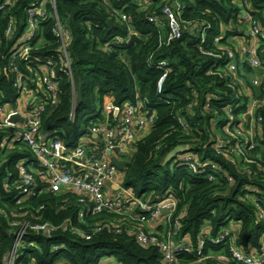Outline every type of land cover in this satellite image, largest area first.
I'll return each mask as SVG.
<instances>
[{
	"label": "trees",
	"instance_id": "obj_1",
	"mask_svg": "<svg viewBox=\"0 0 264 264\" xmlns=\"http://www.w3.org/2000/svg\"><path fill=\"white\" fill-rule=\"evenodd\" d=\"M139 1L55 0L53 6L52 0H0V7L10 2L0 9V101L5 104L4 100H9L7 103L15 106L16 73L28 92L43 95L38 79L51 61L58 99L54 107L46 108L41 132L53 133L70 150L81 141L92 140L90 122L105 120L106 100L119 108L143 102L145 109L137 115L147 113L153 122L147 134L134 143L135 151L119 172L124 188L148 204L173 196V218L181 226L179 238L192 247L204 232L217 236L229 231L238 249L259 251L264 222L257 220L252 199L259 196L264 200V106L255 114L260 122L243 126L253 135L254 149L246 151L240 147L241 140L226 137L229 127L233 131L241 128L239 115L245 107L230 116L228 110L250 100L255 89L247 79L254 71L239 64L236 72L226 73L225 57L235 39L251 40L244 36L242 10L264 30V0H146V8ZM174 2L183 7L181 36L168 41L169 26L161 7ZM33 9L45 10L49 17L38 20L35 39L26 40L28 15ZM54 10L59 24L69 32L65 47L70 74L63 72L58 60L61 43L53 34ZM114 11L128 15L132 28L118 23L112 16ZM150 16L158 19L157 25L148 21ZM205 26L209 28L202 31ZM117 38L129 43L111 46ZM25 47L29 51L13 61L17 72H12L11 56ZM257 52L264 53V44ZM159 62L167 63L160 93L157 85L163 71L153 66ZM109 119L113 121L114 116ZM5 135L0 129V140ZM221 139L227 144L217 150ZM177 149L181 151L164 162ZM240 149L244 155L238 156ZM186 156L195 161V173L182 161ZM245 158L252 162L246 163ZM23 160L33 157L13 145L0 151V264H4L18 231L14 222L33 226L49 223L56 228L50 238L39 231H26L17 263L103 264L112 260L115 264H164L157 248L140 245L126 231L115 233L114 215L87 213L80 222L79 213L90 205L85 197L51 194L46 184L38 183L34 195L17 204L14 198L25 184L17 167ZM33 166L39 168L36 163ZM33 169L26 170L34 177ZM66 220L71 221L72 230L63 232L59 227ZM222 247L211 248V253ZM209 252L207 247L204 256ZM179 259L180 264H193L196 255ZM196 264L217 263L206 260Z\"/></svg>",
	"mask_w": 264,
	"mask_h": 264
},
{
	"label": "built area",
	"instance_id": "obj_2",
	"mask_svg": "<svg viewBox=\"0 0 264 264\" xmlns=\"http://www.w3.org/2000/svg\"><path fill=\"white\" fill-rule=\"evenodd\" d=\"M91 2L95 0H90ZM107 1V0H103ZM241 0H234L239 3ZM6 2L0 9L9 5ZM141 6L147 7L146 0L139 1ZM53 6L55 0H52ZM55 8V7H54ZM183 7L179 2L161 7V14L167 20L169 26L168 41L180 38V19ZM244 11V10H242ZM246 13V12H245ZM56 21V28L53 34L61 43L59 63L63 66V72L70 74V61L65 47V39L69 36V32L62 28L58 22L57 14L54 10L52 14ZM112 16L116 18L118 23L129 24L130 17L124 12L114 11ZM49 15L45 10L33 9L28 15V29L26 40H34L35 32L38 26V20L48 18ZM248 26V34L253 44L248 46H236L226 49L225 71L226 73H234L238 70L239 64L246 65L257 73L259 79L251 82V87L255 89L248 101H241L239 105L228 110L230 116L233 111L240 107L245 110L239 115L241 119V128L235 131L229 127L225 130L227 138L241 140L240 147L246 151L254 149V138L252 134H247L248 130L243 128L246 124H253L255 121L260 122V117L255 118V114L259 107L264 106V59L263 53L258 54L255 46L264 44V30L261 29L257 22L254 21L248 13L242 16ZM151 24L157 25L158 19L148 17ZM209 28L205 26L202 31ZM201 31V33H202ZM204 35L201 39L203 40ZM219 38L215 40L219 42ZM128 44V39L117 38L111 42V46L118 44ZM28 47L24 50H17L11 56L12 72H17L14 62L17 57L27 54ZM209 55V54H207ZM52 62L48 61L46 66L42 68L43 75L38 79L43 95L28 92L25 84L20 80L18 73L14 87L18 92V98L15 100L14 106L6 110L10 103L4 100L5 104L0 101V129L5 130L6 135L0 140V151L13 145L19 151L29 152L33 160H23L18 164L19 176L24 180L25 184L20 188L18 196L14 198L17 204L23 202L24 197L34 195L37 184H46L47 191L51 194L63 195L73 193L89 200L90 205L86 207V211L79 213V221L85 219L87 213L97 215L99 213H109L115 216V233L126 231L135 236L137 243L146 247L157 248L162 255L164 264H180L179 257L183 255H196V263L206 260H213L217 264H264V241L259 251L243 252L236 247V240L232 233L223 231L217 236L208 233H202L198 237L195 247L185 243L179 238L181 230L180 223L173 218L176 211V202L173 196H168L155 204H148L133 197L121 184L119 179V171L112 163V158L121 160L124 164L135 151L134 143L142 137L140 130H145L153 122V116L147 113L137 115L138 110L145 109L144 103L135 101L134 104L128 103L124 108L115 107L110 100H106L103 106V115L105 120L102 123L90 122V134L92 140L88 142L81 141L72 150L53 133L41 132V119L47 107H54L57 103V85L54 82L55 71L52 68ZM154 68L162 70L163 74L157 85V92L160 93L163 82L167 76L165 68L166 62H159L153 65ZM219 74V72H216ZM73 88V86H72ZM245 96V92H243ZM35 99L34 102L33 99ZM114 116V120L110 121L109 117ZM226 139V138H224ZM221 139L217 150L224 148L227 141ZM242 140L244 142H242ZM243 149H240L236 155L241 156ZM116 150H118L116 152ZM119 153L122 155L120 156ZM131 154V155H130ZM130 155V156H128ZM129 157V158H128ZM192 172H196V164L191 156L182 159ZM246 163H251L246 158ZM38 169H33L34 164ZM125 166V165H124ZM27 167L33 169L34 177L28 174ZM264 171V168H263ZM212 177H209L211 180ZM5 188H9V184H5ZM81 201V200H80ZM252 205L257 212V220L264 222V200L259 196H254ZM42 209V208H40ZM166 212L164 217V229L161 233H149L143 228L144 225L151 223L155 218ZM18 228L15 233L14 242L10 251L4 258V264H22L17 263L18 251L24 239L26 231L33 230L41 232L45 238H50L55 231V227L49 223L41 225H28L19 222L12 223ZM136 226H142L136 228ZM63 232L72 230V223L66 220L60 227ZM80 236L89 239L79 231ZM222 247L219 252H212L211 248ZM209 247V254L204 256L205 249ZM192 264V263H191Z\"/></svg>",
	"mask_w": 264,
	"mask_h": 264
},
{
	"label": "crops",
	"instance_id": "obj_3",
	"mask_svg": "<svg viewBox=\"0 0 264 264\" xmlns=\"http://www.w3.org/2000/svg\"><path fill=\"white\" fill-rule=\"evenodd\" d=\"M248 30H249V28L246 25L244 27V33L248 32ZM233 42H234V45H236V46H244V45L250 46L253 44L252 40H250L248 42V41H245L244 38L235 39ZM147 132H148V128H146L145 130H142V131L140 130L139 134H142V136H144L147 134ZM131 154H132V152H131ZM166 215H167L166 212H163V214L161 216L155 218L154 221H152L149 224L144 225L143 226L144 230L146 232H149V233H161L164 229V226H165L164 217H166ZM103 264H115V263L112 260H107L105 263L103 262Z\"/></svg>",
	"mask_w": 264,
	"mask_h": 264
},
{
	"label": "water",
	"instance_id": "obj_4",
	"mask_svg": "<svg viewBox=\"0 0 264 264\" xmlns=\"http://www.w3.org/2000/svg\"><path fill=\"white\" fill-rule=\"evenodd\" d=\"M245 14H246L245 11H242V12H241V15H242V16H245ZM107 25H108L109 27H112V26H113V24H112L111 21H108ZM131 28H132V27H131ZM244 36H245V37H249L248 32H245V33H244ZM255 48H256V50H258V49L260 48V45L257 44V45L255 46ZM263 59H264V53H263ZM35 99H36V98H34L32 102H34ZM117 151H118V150H116V152H117ZM180 151H181V149H177V150H175L172 154L168 155V156L165 158L164 162L169 161L172 157H174V155H175L176 153H178V152H180ZM119 155L121 156L122 154L119 153ZM112 163H113V165H114L119 171H123V169H124V165H125L123 161H121V160H117V159L114 157V158H112Z\"/></svg>",
	"mask_w": 264,
	"mask_h": 264
},
{
	"label": "rangeland",
	"instance_id": "obj_5",
	"mask_svg": "<svg viewBox=\"0 0 264 264\" xmlns=\"http://www.w3.org/2000/svg\"><path fill=\"white\" fill-rule=\"evenodd\" d=\"M247 79H249V81L250 82H252V81H254L255 79H258L259 81L261 80V79H259V76L257 75V73L254 71L253 72V74H251V75H249L248 77H247ZM106 102V101H105ZM104 102V103H105ZM14 108L16 109V105L14 106ZM14 108H12V105H9L8 107H7V111L9 110V109H14ZM131 155V154H130ZM130 155H128V156H130ZM129 158V157H128Z\"/></svg>",
	"mask_w": 264,
	"mask_h": 264
}]
</instances>
